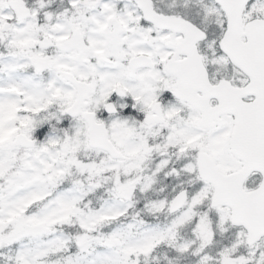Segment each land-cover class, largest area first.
Wrapping results in <instances>:
<instances>
[{
    "label": "snow or ice",
    "instance_id": "6c2138e0",
    "mask_svg": "<svg viewBox=\"0 0 264 264\" xmlns=\"http://www.w3.org/2000/svg\"><path fill=\"white\" fill-rule=\"evenodd\" d=\"M0 264H264V0H0Z\"/></svg>",
    "mask_w": 264,
    "mask_h": 264
}]
</instances>
